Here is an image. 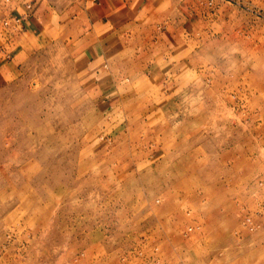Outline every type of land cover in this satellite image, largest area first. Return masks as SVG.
Segmentation results:
<instances>
[{
    "label": "rangeland",
    "instance_id": "1",
    "mask_svg": "<svg viewBox=\"0 0 264 264\" xmlns=\"http://www.w3.org/2000/svg\"><path fill=\"white\" fill-rule=\"evenodd\" d=\"M40 1L62 29L0 24V264H264V0H157L104 48L92 0Z\"/></svg>",
    "mask_w": 264,
    "mask_h": 264
},
{
    "label": "crops",
    "instance_id": "2",
    "mask_svg": "<svg viewBox=\"0 0 264 264\" xmlns=\"http://www.w3.org/2000/svg\"><path fill=\"white\" fill-rule=\"evenodd\" d=\"M156 1L92 0L86 12L89 16L86 29H82L86 32L82 33L79 40L93 38L92 44L103 48L121 44L120 32L124 31L134 17L148 14L155 9ZM28 6L31 8L29 9ZM77 13H83V10ZM54 15L55 11L50 7H44L40 0H12L7 7L1 9L0 24L4 28L13 29L17 34L30 36L45 29L48 25L52 29H62L61 24L64 19H60V24L55 23ZM80 43L84 42L80 41ZM94 57L95 59L103 58L98 55Z\"/></svg>",
    "mask_w": 264,
    "mask_h": 264
},
{
    "label": "bare ground",
    "instance_id": "3",
    "mask_svg": "<svg viewBox=\"0 0 264 264\" xmlns=\"http://www.w3.org/2000/svg\"><path fill=\"white\" fill-rule=\"evenodd\" d=\"M1 108H2V107H1ZM5 108H7V107H5ZM21 108H23V107H21ZM20 115H21V114H20ZM20 115H19V116H20ZM8 116H9V114H8ZM10 116L12 117L11 114H10ZM29 116H30V115H29ZM13 120H14V118H13ZM9 121L12 122L11 119H10ZM10 122H9V123H10ZM5 124H7V123H5ZM10 124H11V123H10ZM6 126H7V125H6ZM12 127H14V126H12ZM12 127H11V128H12ZM16 127H17V126H16ZM1 129H2V128H1ZM9 130H10V128H9ZM17 130H18V129H17ZM6 131H7V130H6ZM10 131H11V130H10ZM14 131H15V130H14ZM2 133H4V132H2ZM11 134H12V132H11ZM4 135H5V134H4ZM0 136H1V135H0ZM5 136H6V135H5ZM3 137H4V136H3ZM3 137H2V138H3ZM20 137H21V136H20ZM28 137H29V136H28ZM0 138H1V137H0ZM2 138H1V139H2ZM5 139H6V138H5ZM8 139H9V138H8ZM17 139H18V138H17ZM20 139H21V138H20ZM15 140H16V139H15ZM4 141H5V140H4ZM19 142H20V141H19ZM27 142H29V141H27ZM4 143H5V142H4ZM11 143H12V141H11ZM13 143H14V142H13ZM20 144H21V143H20ZM18 145H19V144H18ZM12 147H13V146H12ZM3 148H4V147H3ZM33 153H34V152H33ZM190 156H191V155H190ZM172 167H173V166H172ZM6 170H7V169H6ZM180 170H181V169H180ZM38 183H39V182H38ZM3 186H4V185H3ZM188 189H189V188H188Z\"/></svg>",
    "mask_w": 264,
    "mask_h": 264
},
{
    "label": "built area",
    "instance_id": "4",
    "mask_svg": "<svg viewBox=\"0 0 264 264\" xmlns=\"http://www.w3.org/2000/svg\"><path fill=\"white\" fill-rule=\"evenodd\" d=\"M28 8L30 9L31 7H30V6H28ZM16 22H18V20H16ZM5 25H7V23H5Z\"/></svg>",
    "mask_w": 264,
    "mask_h": 264
}]
</instances>
